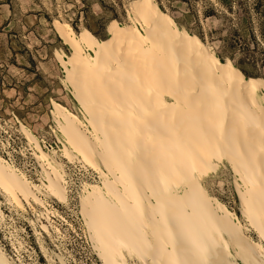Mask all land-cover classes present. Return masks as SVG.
<instances>
[{"label": "bare ground", "instance_id": "6f19581e", "mask_svg": "<svg viewBox=\"0 0 264 264\" xmlns=\"http://www.w3.org/2000/svg\"><path fill=\"white\" fill-rule=\"evenodd\" d=\"M132 11L140 26L113 24L108 41L56 25L74 52L60 59L87 119L53 103L62 150L102 180L81 200L94 249L102 264H264L263 247L203 183L226 160L264 242V81L222 63L155 0H136ZM23 130L44 180L34 184L0 157V192L51 220L41 196L68 203L65 165ZM0 264H15L2 247Z\"/></svg>", "mask_w": 264, "mask_h": 264}, {"label": "rangeland", "instance_id": "374dc122", "mask_svg": "<svg viewBox=\"0 0 264 264\" xmlns=\"http://www.w3.org/2000/svg\"><path fill=\"white\" fill-rule=\"evenodd\" d=\"M134 1L124 0L123 25L118 21L111 23L117 22L114 24L124 27L139 25L132 11ZM76 4L79 5L80 0H0V157L34 184H42L43 169L36 156L38 150L27 138L25 127L51 158L65 165L69 191L68 203L41 196L52 211L51 220L40 214L44 209L36 206V212L28 205L27 211L19 209L0 192V247L15 264H63L61 258L66 264H102L81 210L86 185H102V180L92 169L65 159V138L54 116L53 103L57 102L87 124L60 59L69 61L74 52L56 29L57 23L69 24L78 38L85 33L95 36L82 21L76 29L73 27ZM95 10L99 12L97 7ZM109 38L110 34L100 41ZM206 45L215 53L212 46ZM86 53L93 55L88 49ZM238 181L226 160L215 173L203 179L211 197L235 214L248 237L264 249L263 240L244 215ZM129 264L143 263L130 259Z\"/></svg>", "mask_w": 264, "mask_h": 264}, {"label": "trees", "instance_id": "16d2710c", "mask_svg": "<svg viewBox=\"0 0 264 264\" xmlns=\"http://www.w3.org/2000/svg\"><path fill=\"white\" fill-rule=\"evenodd\" d=\"M155 1L181 31L212 46L222 63H233L247 79L264 81V0ZM74 11L73 27L82 21L99 40L109 37L112 21L123 25L126 15L124 0H80Z\"/></svg>", "mask_w": 264, "mask_h": 264}]
</instances>
